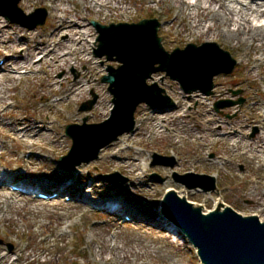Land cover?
<instances>
[{"label":"bare ground","instance_id":"1","mask_svg":"<svg viewBox=\"0 0 264 264\" xmlns=\"http://www.w3.org/2000/svg\"><path fill=\"white\" fill-rule=\"evenodd\" d=\"M77 1L81 5L79 8L75 0H22L21 9L26 13L31 12L38 3L43 6L45 3L49 4L51 25L46 31L24 30L9 22L0 12V59H5L3 66H0V222L3 224L11 221L16 226L22 225L12 219L14 217L11 216L12 212L15 211V214H18L24 207L22 201L30 203V200L33 199L28 197L33 198V194L42 189L58 195V200L51 202L54 206L73 205L80 211L81 216L89 212L85 204H90L92 200H96L97 204L101 202L100 210L109 214V218H106L109 225H116L114 218L110 216L120 217L126 213L131 216L134 226L139 230L146 229L155 236L153 245L159 247L162 243L163 247L166 246L171 251H179L184 247V244L180 243L181 239H174L171 242L165 225L152 220V215L146 210L127 203L126 197L120 195L121 193L113 192L110 195L102 196L97 192L98 184L91 185L90 189L82 187L78 190L76 184L66 182L69 177L61 172L58 173L52 165H49L51 176L49 180H65L64 182L53 184L41 177L27 179L19 174H11L8 169L21 164L27 169V172L34 173L37 165L36 159L42 160L41 166H43L48 164L44 158L45 155L52 156L55 152L64 150L66 141L62 136L61 125L76 124L81 121L82 113L78 112V107L88 98L87 95L90 96V91H95L99 96L93 110L94 117L108 115L105 93L91 75V69L98 65L92 56V50L97 46V41L94 38L95 30L87 24L88 20L95 18L103 23L133 24L144 11L154 13L158 10V18H162L164 12L171 14L163 19V22L169 23L163 25L161 29L166 32L164 37L171 40L169 47L179 46L182 42L195 44L197 41H201L205 44L221 46L237 60V68L233 75L239 73L243 79L223 78L216 83V88L213 89L215 93L220 94L227 88L238 87L244 90L262 91L264 94V0ZM138 1L144 2L143 5L138 6ZM219 61L223 62L221 59ZM82 66H85L86 72H81ZM59 71L64 72L62 77L56 75ZM74 71L80 73L79 79L72 77ZM23 82H27L29 86L25 91L26 96L20 98ZM249 101L257 111L260 121L254 119L252 114L249 117L243 116L245 121H239L237 123L239 127L233 128L234 123L221 120L216 116H206V122L212 125L214 131L217 132L212 136L211 142L216 148L214 164L218 167L226 169L233 164L221 153L220 143L228 142L229 148L234 150L235 156L248 158L250 164L256 161L257 167L264 169V98L257 100L251 97ZM60 108L67 109L65 114H59ZM183 108L176 103V108L168 117L154 115L157 116L154 126L158 137H162L163 128L174 126L175 122L181 120ZM54 116L59 117L60 125L56 123ZM199 126L198 123L195 124L198 140L202 145H207L208 137L204 129ZM256 126L258 133L255 139L245 138V129H252ZM168 130V137L175 135L173 128ZM8 144H11L10 149ZM113 144L108 145L107 147L111 146L109 148L105 147L107 149L104 150V158L109 153L116 157L119 153L121 154L132 147L127 143H125V148L118 147L117 143ZM135 151L137 154L143 152L139 149ZM20 154H29V156L27 159L19 158ZM120 161L119 168L130 169V172L137 177L133 182L136 189L144 187L143 179L147 172V160L143 161L138 157L127 156L121 158ZM80 176L85 179L83 172ZM74 182L76 183V181ZM11 186H17L24 193L10 191ZM251 186L244 197L257 204L261 211L242 216L256 217L261 223H264V190L259 192L260 184L256 180L251 182ZM195 191L200 192L199 190ZM78 192L81 193V196L76 200L83 204L76 201L65 204L59 200L65 193L74 196V193ZM169 192H175L182 199H186L185 196L188 194L185 189L179 191L168 188L166 194ZM120 196L123 201L119 200ZM105 198L107 199L102 201ZM214 200H218L216 202L218 205L224 198L218 196ZM72 202L73 204H71ZM224 210L225 207L222 208V211ZM213 211L214 209L204 212L203 215L207 216ZM157 213L161 215L159 209ZM167 223L173 233L188 240L178 228L168 221ZM108 232L113 235L114 241H116L114 229L110 227ZM92 234L88 242L89 248L94 249L90 254L93 263L90 264H125L130 262L131 255L129 253L132 252L131 250L128 253L124 247H120L117 243L107 242V240L103 243L98 235ZM7 239L8 243L14 244L11 232H8ZM188 243H190L189 240ZM149 248H153L151 250L154 253L159 251V248L157 249L155 246H149ZM195 250L201 261L198 249ZM26 255L21 250L18 258L25 259ZM14 256L12 250L0 249V264H16L19 259H14ZM32 260L37 262L38 257ZM47 262L48 260H45V263ZM170 263L182 264L173 260Z\"/></svg>","mask_w":264,"mask_h":264},{"label":"rangeland","instance_id":"2","mask_svg":"<svg viewBox=\"0 0 264 264\" xmlns=\"http://www.w3.org/2000/svg\"><path fill=\"white\" fill-rule=\"evenodd\" d=\"M76 4L78 8L81 6ZM21 2L19 0L18 9L24 13V18L28 26L36 23V19H30L31 15L37 10H45L47 12V19L44 25L38 26L35 29H30L27 25L15 24L18 27L27 30H48L50 28V14H49V4L45 3L36 4V7L31 10V12L26 13L21 9ZM144 2L138 1V6L143 5ZM135 12V10H134ZM156 10L154 13L144 11L142 15L133 24H137L143 19H156L160 23V28L158 35L162 38V46L167 52H173L175 49H185L188 45H197L198 47L205 44V42L197 41L195 44L181 43L179 46L169 47L171 43L170 38H165V31H162L163 25L169 22H163L164 18L169 17L171 14L164 12L162 18L157 17ZM161 14V13H159ZM1 15V14H0ZM6 19V18H5ZM88 25L95 30V40L97 41L99 33L92 26V22L96 21L102 25L111 26L112 23L100 22L95 18L88 20ZM115 25H119L121 22H113ZM124 23V22H123ZM132 24V23H131ZM165 38V39H164ZM98 44L92 50V56L96 59L98 65L96 68L91 69V75L96 81V84L104 91L107 98V112L108 115L103 117H94L93 110L96 105L90 111H81V106L83 103L92 101L94 96H98L97 93L90 91V96L87 95L81 105L78 107V112L82 113V119L76 124L83 125L84 120H87V124H100L105 122L111 117L114 105L112 103L113 97L109 93V85L103 83V78L109 75V68L117 69L120 64L118 62H110L106 59V56L98 58L96 55V50H98ZM219 47V46H218ZM224 52L230 55V58L235 62L236 66L234 70L229 74H220L213 79L214 89L216 88V83L223 78L230 77L233 80H242L243 76L239 73H234L237 68V60L233 58V55L221 46L219 47ZM5 59H0V64L3 66ZM103 71V72H101ZM81 72H86L85 66H82ZM63 71L57 72V76L62 77ZM90 75V76H91ZM74 79H79L81 77L80 73L74 71L72 73ZM149 85L157 84L160 88L166 91V95L173 101L178 103L179 106H183V116L181 120L175 122L174 126L168 128H163L162 137H158L157 130L155 129V114L159 116L168 117L170 113L165 112H154L147 104H142L135 113L136 131L133 134H124L121 136L116 143L118 147L125 148V143L132 145L128 150L123 153H119L118 156H113L109 153L108 156L104 158V150L111 147H107L101 150L99 154V159L91 162L89 164L83 163L82 165L76 167L74 170L67 168L60 159L68 155L72 147V140L66 136V128L69 125H61L62 136L66 141L65 149L55 152L52 156L45 155L44 158L47 160L48 164L41 166L42 160H37V165L34 169V173L27 172L21 164L14 165L8 172L11 174H19L27 179L34 177H41L45 180L50 181V168L52 165L56 170L62 174L69 177L68 181L76 184L78 190L82 187L90 189L91 185L98 184L97 192L102 196H107L113 192L121 193L126 197V202L132 204L136 208H142L152 215V220H156L163 225H165V230L170 235V241L181 239L180 243L184 244V247L180 248L179 251H171L168 247H163L161 243L159 247L153 245L154 235L150 231L144 229H138L134 226V221L128 214H122L120 217L110 216L114 218L116 225L107 224V214L105 211L100 210V203H96V200L90 201V204H85L89 210L86 215L81 216L80 211L74 208L73 205L57 207L51 203L53 200H58L55 198L49 199L48 201L36 200L27 203L22 201L23 208H21L18 214L15 211L12 212V219L22 225L16 226L11 221L7 223L0 222V249L11 250L14 252V259H19L18 254L22 250L23 253L27 254L25 259L20 258L16 264H87L93 263L91 258V252L94 251L93 248H89V239L92 235H98L103 243L107 242L117 243L120 247H124L131 257L129 258V263L125 264H171L170 262L176 261L182 264H202L198 258L196 250L193 245L188 243V240L182 239L177 233H173L171 227L157 213L160 210V204L166 195V190L168 188H174L181 191L185 189L188 191L186 199L193 203L196 207H202L204 212L216 209L220 205L228 206L234 209L237 213L241 215H251L256 214L261 211V208L255 204L252 200H246L244 197L247 192H249L252 181H258L260 184V191L264 190V169L257 167V162L253 161L252 164L249 163L248 158H243L235 156L234 150L229 148L228 142H222L221 153L222 156L229 158L233 164L228 166L226 169L218 167L214 164L216 155L214 154L215 147L211 142L212 136L217 133L214 131L212 125L206 122V116L213 117L216 116L224 121H229L234 123L233 128L239 127L237 123L239 121L244 122L243 116L252 117L256 120L258 119L257 111L254 110L253 104L250 98L261 100L264 98L262 91L250 89L244 90L238 87L227 88L222 93L217 94L213 91V95L206 97L200 94H194L192 96H187L185 92L181 89L180 84L176 81H172L166 73L154 74L152 79L148 81ZM28 83L23 82L21 87L22 91L20 93V98L26 96V89L28 88ZM235 93H239L235 95ZM99 96L97 97V100ZM239 100H244L242 106H234L227 108H220L216 111L215 105L217 103L231 101L238 102ZM97 103V102H96ZM66 108H60L58 110L59 114H65ZM165 113V114H161ZM58 125H60V119L57 116L53 117ZM162 122V121H161ZM200 124V128L204 129L206 136L208 137L207 145H202L198 140V133L195 131L197 127L195 124ZM164 124V123H163ZM72 125V124H71ZM138 126V127H137ZM169 128H173L175 135L168 137ZM200 130V129H199ZM245 138L255 139L258 128L253 127L252 129L246 128ZM129 140V141H128ZM8 148H11V144H8ZM142 150L141 154H137L135 150ZM29 154H20L19 158H25ZM138 157L140 160H147V172L144 176L143 182L144 187H138L136 189L135 182L136 178L134 174L130 172V169L119 168L121 163L120 159L124 157ZM155 156L161 157L158 159V166H153V163L157 160ZM174 159V167H164L161 165L169 164V161H164V159ZM42 161V162H41ZM136 169V168H135ZM83 172L85 179H82L80 174ZM187 174L196 175H206L214 178L216 182V191L205 193L202 190L200 192L194 190H188L184 185L177 183L176 178L182 177ZM110 177V179H107ZM53 179V178H52ZM67 179V178H66ZM65 181V180H64ZM64 181H56L55 179L50 181L53 184H60ZM76 181V183L74 182ZM197 180H194L196 182ZM12 187L11 186V190ZM9 188V187H8ZM10 189V188H9ZM10 190V191H11ZM18 190V188H17ZM38 192L33 196L37 199L38 195L46 194L49 196H58L57 194H51L49 191L39 189ZM20 194V189L19 192ZM68 195V196H67ZM81 193H74L72 196L70 193H65L59 199L62 202L69 203L71 201H76L82 203L76 198H79ZM218 196H222L224 200H220L221 204L216 205ZM67 197V199H65ZM32 199L31 197H28ZM70 199V201H68ZM73 199V200H72ZM107 198L103 199L105 201ZM122 200V196L119 197ZM123 201V200H122ZM73 204V202L71 203ZM83 204V203H82ZM261 213V212H260ZM109 218V217H108ZM125 218L128 222H125ZM109 225V226H108ZM70 226H73L72 228ZM114 229L116 233L117 242L114 241L113 235L109 234V228ZM8 232H11L14 244L7 242ZM172 233V234H170ZM173 235V236H171ZM173 237V238H172ZM150 247L159 248V251L154 253ZM136 252V253H135ZM38 257L37 262H33ZM45 260H48L45 263Z\"/></svg>","mask_w":264,"mask_h":264},{"label":"water","instance_id":"3","mask_svg":"<svg viewBox=\"0 0 264 264\" xmlns=\"http://www.w3.org/2000/svg\"><path fill=\"white\" fill-rule=\"evenodd\" d=\"M18 3L19 0H0V12L12 23L27 25L20 19L25 15L18 9ZM46 17L44 11L37 10L29 17L36 19V23L27 26L31 30L42 26ZM92 25L99 33L97 57L106 56L108 61L118 62L120 66L116 70L109 68V75L102 80L109 85L108 91L113 96L114 109L110 119L90 125L84 120L83 125L66 128V135L73 145L60 162L72 170L83 163L98 160L102 149L124 134L134 133L135 113L142 104L156 112H171L176 108L164 89L157 84H148L154 74L166 73L172 81L180 84L186 95L199 92L209 97L213 95V79L222 73H231L236 66L230 55L216 44L188 45L183 50L178 48L167 52L158 36L160 24L156 19L131 25L112 24L108 27L96 22ZM96 100L94 97L83 104L81 111H90ZM243 104L244 100L226 101L217 103L215 109L219 111L220 108ZM160 158L155 156L157 160L153 166H158ZM167 161L169 164L161 166L174 167V159ZM176 182L188 190L200 188L205 193L217 190L214 178L206 175L187 174L177 177ZM224 207L220 205L204 216L202 207L169 192L162 200L160 212L163 219L178 228L198 249L202 264H264V223L256 217H243L230 207L222 211Z\"/></svg>","mask_w":264,"mask_h":264},{"label":"snow or ice","instance_id":"4","mask_svg":"<svg viewBox=\"0 0 264 264\" xmlns=\"http://www.w3.org/2000/svg\"><path fill=\"white\" fill-rule=\"evenodd\" d=\"M192 2H194V0H192Z\"/></svg>","mask_w":264,"mask_h":264}]
</instances>
